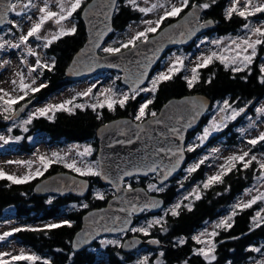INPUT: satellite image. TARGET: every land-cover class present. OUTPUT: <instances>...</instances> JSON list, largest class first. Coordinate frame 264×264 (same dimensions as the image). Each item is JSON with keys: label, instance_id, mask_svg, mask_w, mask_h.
<instances>
[{"label": "snow or ice", "instance_id": "snow-or-ice-1", "mask_svg": "<svg viewBox=\"0 0 264 264\" xmlns=\"http://www.w3.org/2000/svg\"><path fill=\"white\" fill-rule=\"evenodd\" d=\"M51 0H43V6H39L34 3V0H0V25L5 23L11 25L10 28L7 29L6 35L15 36V32H19V36L15 37V42L13 40L4 39L3 35H0V52L8 51V50H15V49H23V54L21 57V64L27 65V76L31 79L30 83L25 82V74L23 72H17L16 76L19 78L18 89L22 95H12L8 91L0 88V115H3L4 120H13L18 116L19 112H23L27 107V104L22 105L18 110L14 107L20 101L25 100L30 94H34L39 92L41 89L46 88V83H40L38 87H35L37 83V79L33 76V73H38L39 76H43V69H47L48 71H52L55 67V58H52V63L49 65L46 62H42L39 54L33 49L30 44V39L34 38L37 41L43 40V47L48 48L54 41L60 39L66 35H72L76 32V26L73 24L70 28H65L62 24L63 21L68 20L73 16V13L77 11L81 7L82 0H55V4L58 7V11H53L50 7ZM144 4L147 5L149 0H143ZM216 3V0H210V2H204L200 4L191 3L190 0H178V5L175 3H171V0H168L167 5L165 3H152L151 6L141 7L138 4V0H126V4L130 5L134 11H139L140 13L147 15L157 9H163L161 15L158 16L157 19H144L141 20V23L144 25L143 30L136 31L134 35H132L127 41L119 42V46H107L102 49L104 53L109 56H115L118 54H122V49L128 50H137L139 49L141 44L150 43L149 41V34L156 33L157 30L160 28L161 24L169 17H176L178 16L185 8L191 7L193 11L189 12L188 15L190 17H195L197 20L198 11L199 10H206L209 9L213 4ZM116 0H109V11L105 13V29L106 31H112L110 27L111 21V14L112 9L115 8ZM36 10L39 14L38 16L33 18L32 13L33 10ZM118 10V9H117ZM258 13H264V0H230V5L225 8V19H232L234 15L248 21L249 17L255 16ZM14 15L15 17H20L22 21H27L29 23V27L25 32L22 23L20 21L11 19L10 16ZM49 21L54 22L57 26L58 31L55 33H51V38L45 35L42 36L41 32L44 28L45 24ZM212 23V21H205L203 25L200 27H204L208 24ZM244 34L238 35L236 37H229L230 43L227 44L225 47L221 48L220 52L211 51L208 55H201L197 57V63L194 67L190 69L191 76H184L183 79L186 81L187 86L191 89L196 83L199 82V72L198 70L204 67L209 66L213 63L214 60H218L225 68H231L233 73L242 72L245 70L249 71L250 74V66L253 64L254 59L257 56V49L258 46H264V23L260 24L259 26H253L251 22H247L243 24ZM131 28V25H129ZM15 29V32L13 31ZM102 35V34H101ZM181 36L184 35L183 32L180 33ZM175 42V41H173ZM206 41H200L201 44L205 43ZM116 43V42H114ZM212 44L220 45L222 41L220 40H213L211 41ZM39 47V45H38ZM93 48H100V41L97 39L95 43L92 45ZM199 47V45H198ZM83 51V50H82ZM159 51V49H156ZM33 56L36 57L35 65H30L28 63L27 57ZM155 56V52L153 53ZM186 57L176 56L172 63L167 67L166 71L159 72L156 76L151 78L150 86L141 87L144 84L145 77L147 76V68L152 62V58H149V64L143 65V71L137 72L134 74V79L129 80V78L125 77V82L130 83L131 87L129 91L123 93H117L114 88H105L101 93L96 94L95 100L96 102L90 103L88 105L75 103L78 97H87L93 94V89L96 87L93 84L87 90L83 92H79L76 96H73L71 99L64 100L58 104H47L44 107L37 108L32 112H29L26 119L20 121V125L23 128L24 132H28L29 129L27 125L32 124L34 119L40 117H46L49 120H54L56 112H67L69 114H74L75 109H85L91 108L93 112H96L97 109H104L107 107L109 111H114L115 106L119 105V107L123 108L127 104V102L131 100H135L141 93H149L152 95V99H145L143 103L140 104L139 109L134 117L135 121L138 123L135 124V128L138 130L136 133L137 138H139V133L143 132L144 129V118L147 115L152 117L150 123L161 124L163 121L158 117L157 112L151 111L150 113L147 112L149 105L153 103L155 98V94L158 91L159 85L163 82L169 81L173 79L175 75L180 73L182 70H185L184 60ZM10 61L2 60L0 61V68H4L8 65ZM75 63V61H74ZM139 63V62H138ZM109 67H118L119 65L116 64H109ZM95 65L90 66L87 68V71H93ZM260 76L259 82L264 84V63L260 64ZM38 70H41L38 72ZM69 71H73V69H69ZM119 79V77H117ZM244 79H247L245 77ZM212 77H210L206 83H211ZM12 84L17 86V81L13 80ZM17 90L16 87L13 88V92ZM100 96H103V99H100ZM196 108V101L190 100L185 101ZM31 103V100L28 101ZM218 104V113L219 119L216 116L212 118L209 125L203 129L201 135L197 136L196 139L199 141L197 144L189 145L187 147V151L192 152L195 151L196 148L201 147L204 143L208 140L209 136L212 132L220 131L222 128L227 127V121L235 120L242 112L245 111L244 108L236 109L233 108L232 104L229 103L227 99L223 101L222 105ZM202 106V104H201ZM165 107H168L167 105ZM230 114L228 113V110ZM258 113H264V107L257 109ZM224 113V115H219ZM198 111L196 115H198ZM97 118H100V113H97ZM180 119H183L181 117ZM195 119V115L188 121L187 126L190 127L192 120ZM179 122V121H178ZM127 123V122H126ZM254 124H250L249 127H254ZM107 127V125L105 126ZM12 128L9 127L7 131L9 133L12 132ZM241 133L245 132V129H240ZM169 132L174 135H179L180 129L177 127L169 128ZM181 140H183L182 136H179ZM23 137L21 136H5L0 135V147L4 145H8L13 142H19ZM33 137L29 136L28 140L31 141ZM125 141H119V143H124ZM264 142V132H260L258 136L255 138L249 139L247 143L255 147L258 143ZM127 143H133V140L129 139ZM185 149L181 147H177L176 149L172 148H158L157 152H166L171 156H176L177 159L175 163L172 165L171 169L165 171L160 184L163 185V181L168 179V176L171 175V172L175 170V168L181 163L183 160V153ZM219 149H212V155L217 153ZM251 149L249 151H243L241 154H233L228 156L225 159V162L219 165V170L215 175L208 176L205 181L202 182L203 189H208L214 184L223 183V177L231 173L234 169H237V165H242V169L240 170H247L255 162L258 165V175L256 179L258 181L264 182V157L259 158L256 155H250ZM92 154L91 147H85L83 151H77L76 155L78 157H86ZM67 155H61L59 152H53L51 157H47L46 155H39L37 157L38 166L35 167L33 170V164L36 161L28 160V161H8L9 164L15 163L18 165H22L27 168V172L22 176L17 175H9L6 174L2 169H0V180H8L11 184H24L29 182L32 179H35L38 176H42L44 172L48 170V168L54 163H62L63 166L67 169H70L74 173H78L81 176H97L103 177L109 183L116 188L119 192L121 191L120 184L118 181H123L125 176H131L133 173L130 171H124L122 175H119L116 179H113L108 173H106L102 168V162L96 161L95 163H86L83 160L80 161L82 166H78V162L76 159H72L71 162H68ZM248 158V159H246ZM209 159V156H204L201 158L197 163L189 166L187 168V172L189 174L196 172L201 165L205 163L206 160ZM147 170L149 172H156L158 165L156 163H152L151 165H146ZM147 174V173H145ZM264 186V185H262ZM81 187H84L82 184ZM166 186H158L157 184H149V190L163 192ZM183 187V184H181ZM124 191L132 192L134 191L129 184ZM253 192V188L245 189V195H250L251 198L248 199L246 202H237L232 206V211L226 217L220 219L218 222L212 225V231H208L205 229L201 231L198 235H194L191 237L193 241L196 242L198 245H203L199 248H194L192 250L193 255H199L204 258L207 264H212L213 261L216 260L215 251L217 248V243L215 242V237L219 235L218 230H230L234 225V217L238 214L237 209L243 211L244 209L252 208L253 205H256L258 202H264V192H258L257 195H251ZM82 194V193H81ZM194 195L195 200H199L202 198L200 195V185H197L196 188L192 190L188 196L184 197V200H189L191 196ZM219 195V193H218ZM96 199L103 200L105 198L103 193L97 192L95 194ZM51 199L48 203H51ZM159 201L153 200L151 204H145L144 208L148 207H158ZM186 207L188 211L192 210L191 204H183V202H178L173 205L170 209L165 211L164 216L152 219L147 221L146 226L140 227H131L129 228L130 220L125 219L122 223H120L121 218L115 217L111 224L105 222L104 224H100L99 221H94L97 225L95 234H98L100 231L104 232H119L125 233L126 231H131L133 233H143L145 236L150 235V229L154 226L159 225L163 232H167V221L165 216L170 214L173 217L179 216L180 212L179 209L181 207ZM76 207V205H73ZM80 207L87 208L88 204L84 203L80 205ZM144 208L140 209L141 211ZM120 211H125L124 208H121ZM137 211V207L135 204L132 205L131 212ZM131 212L129 215H131ZM264 208H260L255 214L251 217V230L260 227L264 224ZM101 220L104 218L101 217ZM62 225H67L68 227H72V222L69 220H64L61 223H51L46 224L43 229L41 228H13L11 231L4 232L0 235V241L6 240L8 237L12 236L13 233L28 230V231H44L45 229H55L59 228ZM79 235V234H78ZM202 237H208L207 239H202ZM94 234L92 232L84 233V238L81 240L73 243V248H79L81 244L87 243L89 239H93ZM232 239H239V237H232ZM102 246H116V247H124L120 240L118 239H106L100 241ZM151 243L159 244L158 240H152ZM177 243L179 245H183L186 243V240L181 237L178 238ZM223 243V241H221ZM135 242L131 245L127 246H134ZM254 252L261 253V248H253L251 249ZM57 251H62L58 249ZM264 256V253H261ZM163 252L160 253V256H163ZM10 256L12 262L16 261H29L31 264H36L37 261H41V257L35 254H25L24 250L21 249L18 255H12L11 253L7 252H0V264H10L9 260L4 259V257ZM42 264H51V262L47 259L42 261ZM137 264H148V257L145 256L142 259L137 261ZM157 264H162V261H157ZM183 264H188V261L185 260ZM254 264H264V258L254 261Z\"/></svg>", "mask_w": 264, "mask_h": 264}, {"label": "trees", "instance_id": "trees-1", "mask_svg": "<svg viewBox=\"0 0 264 264\" xmlns=\"http://www.w3.org/2000/svg\"><path fill=\"white\" fill-rule=\"evenodd\" d=\"M88 1L89 0H86L84 4L73 13V19L76 21L75 26L77 29L75 34L63 36L46 48L47 55L55 58L54 69L52 71H48L47 69L43 70V79L47 87L41 89L39 92L30 94L25 100L18 103L19 106L20 103L28 100H34V104L46 101L54 93L71 84L67 80L66 70L73 56L83 47L87 39L86 27L81 18V10ZM229 1L230 0H216L215 4L209 9H206L205 18H213L216 22V27L210 33L219 34L221 36L240 34L243 29V24L249 21L236 15L230 20L225 19L224 12L225 8L229 6ZM204 2H210V0H190V4H200ZM119 7L120 9L117 11L114 18L115 33L124 31L131 23L141 20L142 16H144V14L139 11H134L124 0H122V4ZM189 8L190 7L185 8L176 17L167 18L160 27L162 28L178 19L180 16L184 15ZM255 17L263 16L257 15ZM153 34L155 33H150L149 35L151 36ZM186 59L185 70L175 75L173 79L159 85L153 103L149 105L147 112H159L162 106L170 99L193 95L197 92V94H205L216 103H220V100L226 95H231L230 97L234 101L233 105L235 108L240 109L243 107L246 108V111L251 109V107L248 106V101H250V99L253 98L254 101L264 96V84L259 82V69H257L259 72L257 74V79L253 82L254 75L251 78L246 75L247 79H244L242 75L234 74L231 68L227 70L218 60H214L209 66L199 69V82L189 89L186 81L183 79L184 76H189L190 72V70L187 69L189 58ZM160 67L161 66H159L158 69ZM210 77H212L211 83H206ZM146 95V93H142L135 100L130 99L123 108L116 105L114 111H109L107 107H105L104 109H97L96 112H93L91 108L86 107L83 110L75 109L74 114L62 111L56 112L54 120L40 117L34 119L32 124L27 125L29 129L28 132H24L19 123L13 128L12 136H21L23 139L19 142H13L16 148L15 151L31 153L37 145V136L39 135L46 137V142L49 144H63L66 142L94 143L95 149L93 151V157H96L98 150V129L102 125L119 117H135L140 103L146 99ZM83 101L84 97L79 98L75 103L79 102V104H83ZM85 103L84 105L90 104V102ZM97 113H100L99 119L97 118ZM228 123L226 127V144L235 146L241 139V133L236 129V126H240L243 121H240V119L238 122L230 120ZM7 126L8 120H4L3 115H0V131L6 129ZM29 136L33 137L31 141L28 140ZM219 139L220 133L210 139L209 146L216 143ZM261 149H264L263 142L258 143L253 150H251V153L257 154ZM240 169H242V165L238 164L237 169H234L231 173L224 176L223 186L225 198H227L225 203H228V192L232 193V197H234V195H241L245 192V189H248V187L258 181L256 179V176L259 174L257 171L258 165L255 162H253V165L247 170ZM58 172H69L79 175L65 168L62 163H54L42 176L24 184H11L8 180H0V215L5 211L13 210L17 220L24 223H43L56 218H65L72 222V227L62 225L59 228L45 229L44 231L24 230L16 232L15 236L18 240L42 258L41 261H37L36 264H42L44 259L49 260L51 264H95L98 260V255L100 253L102 254V252L108 257L110 264H137V259H139L137 255L140 253H126L122 247L108 246L103 247L101 251L96 250L93 252L88 250L75 252L73 250L72 239L82 224L83 215L89 209L106 205L113 197V193H106L103 200L96 199L95 194H93V183L94 186H105L97 176H82L91 180L93 187L86 198L74 196H37L35 193V185L37 182ZM181 175L182 181L178 183V185L181 186V184H183L181 188H184L187 179H185L184 173ZM148 181H153L160 186L156 182L155 177H151V179L147 181L146 179H134L131 181L130 185H143L148 189ZM159 196H163V194ZM164 196L167 203H173L176 196L175 188L170 189V192ZM50 199L52 202L48 203ZM86 202L88 204L87 208L80 207V205ZM73 205H76V207H73ZM260 208H264V202H258L256 205H253L252 208L244 209L243 211L237 209L238 214L234 217L235 222L233 227L227 231L222 230L221 236L219 235L217 238L220 242L223 241V243H220L216 260L213 261L212 264H254L259 253L251 249L264 243V224L250 231L251 217ZM197 209L198 210L193 213H183L179 217L168 216L166 218L167 232H163L159 225L151 229V231H153L152 236L156 238L159 237L160 243H162L163 246L154 249V255H145L147 257L149 256L148 264H157L158 260L162 261V264L183 263L185 260L188 261V264H207L203 258L199 260L193 255L192 250L198 248V245L191 237L196 234L197 230L202 229L205 220L207 218L210 219L212 216L208 214V212H210V206L207 207L205 204H202L201 206L199 205ZM262 215H264V213H262ZM43 228L44 227H41V229ZM181 237L186 238V243L183 245L177 243L178 238ZM232 237H239V239H232ZM58 249L62 251H57ZM161 252H163V256H160ZM145 256L141 257L143 258ZM135 257H137V259Z\"/></svg>", "mask_w": 264, "mask_h": 264}, {"label": "water", "instance_id": "water-1", "mask_svg": "<svg viewBox=\"0 0 264 264\" xmlns=\"http://www.w3.org/2000/svg\"><path fill=\"white\" fill-rule=\"evenodd\" d=\"M119 1L121 0H116L115 8L112 9L110 21L112 31H106L105 29V13L109 11V0H90L82 9L81 18L86 27L87 39L83 47L73 56L66 70V77L69 82H78L101 73L117 72L121 75L120 82L130 89L131 84L125 82V77L127 76L129 80L134 79V74L143 71L142 66L148 65L149 58H152V62L147 68V76L145 77L144 84L141 85V87H146L165 55L176 48L191 47L199 37L207 34L216 27V22L213 18L204 19L206 10L198 11V20L195 17H190L188 13L193 11L190 7L184 15L165 25L157 33L149 36L150 43L141 44L137 50L124 49L122 50V54L115 56L103 55L101 54L102 47L115 32L114 18ZM205 21H212V23L200 27ZM6 25L7 23L0 25V31ZM181 32L184 33L183 36L180 35ZM97 39L100 41V48H93L92 45ZM156 49H159V51H156ZM154 52L155 56H153ZM109 64L119 66L109 67ZM93 65H95L94 70L87 71V68ZM70 68L73 71H69ZM190 100L196 101V108H193L191 104L185 102ZM212 103L213 101L204 94L186 95L181 98L170 99L157 112L158 117L163 123H150L152 117L146 118L144 120L145 130L139 133V138L136 136L138 130L135 128V124L138 122L135 121L133 116L113 119L98 129L97 157L102 162L103 170L113 179L122 175L124 171H130L133 174L131 176H125L123 181H118L121 187V191L119 192L111 183L103 177H99L104 186L113 189L114 196L103 207L90 209L83 215L82 225L72 239V248L73 243L84 238V233L86 232H92L94 238L89 239L87 243L81 244L79 248H73L75 252H80L91 247L102 237L120 236L131 232L113 233L100 231L98 234H95L94 230L97 225L94 221H99L100 224H104L105 222L111 224V221L115 217H120V223L125 219H129V228H131L135 226L136 218L140 217L145 211L158 214L164 209V199L150 192L145 186L131 185L134 190L132 192L124 191V189L129 185V181L133 179L143 180L149 177H155L156 182L160 186H165L179 177L183 173L188 161V136L202 125L204 117L212 106ZM26 104L27 107L25 110L19 112L16 118H22L33 105V102ZM166 105L168 107H165ZM197 111L199 113L198 115H196ZM193 115H195V119L192 120L191 126L188 127L187 123ZM181 117L183 119H180ZM106 125L107 127H105ZM171 127L179 128V135L170 133L169 128ZM179 136H182L183 140ZM129 139L133 140V143H127ZM119 141L125 142L119 143ZM181 146L185 149L183 160L171 172L168 179L163 181V185H161L160 181L165 171L171 169L177 157L171 156L166 152L158 153L157 149L161 147L176 149ZM152 163L158 165L156 172H149L147 170L146 165H151ZM82 184L84 187H81ZM92 188V182L88 178L69 172H58L38 181L35 185V193L40 197L74 196L84 198L90 194ZM153 200L159 201L158 207L144 208L145 204L150 205ZM133 204L137 207V211L135 212H131ZM121 208H124L125 211H120ZM142 208H144L143 211L140 210ZM130 212L131 215H129ZM101 217L104 219L101 220ZM152 240L156 239L144 241L140 237H129L123 242L125 246L122 249L126 253H133L145 243L156 247L161 246L160 241L159 244H155L151 243ZM133 242H135L134 246H127Z\"/></svg>", "mask_w": 264, "mask_h": 264}, {"label": "rangeland", "instance_id": "rangeland-1", "mask_svg": "<svg viewBox=\"0 0 264 264\" xmlns=\"http://www.w3.org/2000/svg\"><path fill=\"white\" fill-rule=\"evenodd\" d=\"M85 1L86 0H82L81 6L84 4ZM124 1L126 2V0H124ZM88 2H86V4ZM34 3H36L39 6H43V0H34ZM119 3H120V1H119ZM152 3H165L167 5L168 0H149L147 5L144 4L143 0H138V4L141 7L151 6ZM171 3H175L178 5V0H171ZM229 5H230V1H229ZM84 6H83V8H84ZM50 7L53 11H58V7L55 4V0H51ZM119 9H120V7H118V10ZM118 10H116V13ZM162 12H163V9H157L156 11H153L147 15L142 16L141 20H144V19L155 20L158 18L159 15L162 14ZM30 14L33 15V18L35 19V17L38 16L39 13L34 9L32 11V13H30ZM257 15H262L263 17H255ZM255 16L249 17L248 22H251V24L253 26H259L260 24L264 23V13H258ZM10 18L17 20V21H20L22 23V27H23L24 31L25 32L27 31V29L29 27V23L27 21H22L20 17H15L14 15H11ZM141 20L131 23L130 24L131 28H129V26H128V28H126L124 31H118V32L114 33L113 36L109 39V41L102 47V49L104 47H107L110 45L111 46H119V42H125L132 35H134V33L136 31L143 30L144 25L141 23ZM75 23H76V21L73 19V16L71 18H69L68 20H65L62 22V24L65 28H70ZM6 26H5L6 27L5 31H4L5 27L3 28V30L0 31V35H3L4 39L13 40L15 42V37L19 36L20 33L15 32V29H14L13 31L15 32V36L6 35L5 33L7 32V29L10 28L11 25L7 24ZM159 29L157 31H159ZM56 31H58L57 26L54 24V22L49 21L45 24L44 28L42 29L41 35L42 36L47 35V36H49V38H51L50 34L55 33ZM244 31L245 30L242 29L240 34L226 35V36H221L219 34L210 33L211 31H209L207 34H205V35H203L197 39V42L191 46V48L193 46H195L193 49H189V50H185V49L177 50V49H175V51H173L167 57V59L165 61H162L163 63H161V67L156 70L154 76H156L159 72L166 71L167 67L172 63V61L175 59L176 56H181V57L186 56V58H189L187 69L190 70L192 67H194L196 65L197 57L201 56L202 54L208 55V54H210L211 51H217L219 53L221 48L225 47L227 44L230 43L229 37L234 38L238 35H243ZM202 40H204L206 42L201 44L200 41H202ZM213 40H220V41H222V43L220 45L212 44L211 41H213ZM114 42H116V43H114ZM43 43H44L43 40L37 41L34 38L30 39V44L33 47V49L39 54L41 61L46 62L50 65L52 63V57L47 55V51H46V48L43 47ZM38 45H39V47H38ZM198 45H199V47H198ZM102 49H101V54L105 55L106 53H104L102 51ZM22 54H23V49H15V50L10 49L8 51L0 52V61H2V60L10 61V63L8 65H6L4 68H0V88L8 91L12 95H22L23 94V93H20L19 89H18L19 78L16 76L17 72H23L25 74V82L26 83L31 82V79L27 76L28 66L21 64V62H20ZM27 60H28V63L30 65H35L36 57L28 56ZM186 60L187 59L184 60V64H185ZM262 63H264V58H260V60L258 61L259 66ZM39 71H41V70H38V72ZM33 76H35L37 79V83H36V85H34L35 87H38L40 83H45L43 76H39L38 73H33ZM190 76H191V72H189V77ZM117 77H119V79H117ZM120 79H121L120 73L107 72V73H101V74L92 76L88 79H84V80H81L78 82H70L71 84H69L68 86L59 90L58 92L54 93L46 101L35 103V106L34 107L31 106L30 109L27 111V113L32 112L37 108L44 107L47 104H58V103L63 102L64 100L71 99L73 96H76L77 93L87 90L93 84L96 85V87L93 89V94L90 96L84 97L83 104H86L85 102H90V103L96 102V100H95L96 94L101 93L103 91V89H105V88H109V87L114 88L118 94L129 91V89L127 87H125L120 82ZM13 80L17 81V86H14L12 84ZM150 80H151V78H150ZM150 80H149L147 86H150ZM14 87L17 88V90L15 92H13ZM0 94H2V93H0ZM146 94H147L146 99H152L151 94H149V93H146ZM79 98H82V97H78L77 100ZM100 99L102 100L103 96H100ZM144 101H142L141 103H143ZM26 103H28V102H26ZM26 103H24V104H26ZM17 105L14 106L16 109H17ZM261 107H264V101L259 108H261ZM259 108H256L255 114H250V115L246 111V108H244L245 111L242 112L243 114H240L236 118V120H232V121L238 122L239 119H241L243 116H246L243 123L240 126H236V129L239 130L240 133H241L240 129H245V132L243 134L241 133V139L239 140V143L237 145L229 146V145L222 144L221 142H216L213 145L208 146L209 148H207L206 153H203L199 157V159L203 158L204 156L210 157V153H212V149H214V148L219 149L217 154L215 153L214 155L217 156V158H219L218 164L221 165L225 162V159L228 156H231L233 154H241L243 151H249V149L253 150L254 147L252 145H249L247 143V141L249 139H252V138H255L256 136H258L260 132H264V113H258L257 109H259ZM236 109H238V108H236ZM27 113L24 115L25 117L23 116V119L27 118V115H28ZM228 113L230 114V112H228ZM146 117L148 118V117H150V115H147ZM216 117H217V119H219L218 115ZM23 119L14 118L13 120H8V126L6 127V129L0 131V135L12 136V132L9 133L7 131V129L9 127H11L13 129ZM227 122H229V121H227ZM250 124H254L255 126L249 127ZM205 127H207V126H204L203 128H205ZM202 132H200L198 135L195 136L193 143H191V144L188 143V144L193 145V144L199 143V141L196 139V137L201 135ZM215 133H216V131L212 132V134L209 136L208 140L204 143L203 146L208 145V143L210 142V139L215 135ZM37 141H38L37 145L31 153L22 152V151H15L16 148L13 145V143H10L8 145H4L3 147H0V169H2L6 174H9V175L14 174L17 176H22L27 172V168L22 166V165L15 164V163L9 164L8 161H28V160L36 161V163L33 164V170H34L35 167L38 166L37 157L39 155H46L47 157H51V154L53 152H59L61 155L68 154L67 155L68 162H71L72 159H76L78 162V166H82L80 164L81 160H83L86 163H95L96 161H98L97 156L93 157V151L95 149L94 143H90V142H86V143L66 142L63 144H58V143L49 144L48 142H46L47 141L46 137H44V136L42 137L39 135L37 136ZM0 143H2V142H0ZM189 145H187V147ZM85 147H91L92 148V154L90 156H86L83 158L78 157L76 155V152L77 151H83ZM253 154L256 155L258 157V159L262 158V157H264V149H261L259 152H257V154L250 152V155H253ZM246 159H248V158H246ZM38 177H40V176H38ZM149 179H151V177L147 178L146 181ZM181 181H182V179L179 181V183ZM130 183H131V181H129V184ZM149 184H156V183L153 181H148L147 186ZM262 185H264V182L256 181V183H254L253 185L248 187V188H253V192L251 193V195H257L258 192H264V186H262ZM93 187H94L93 194H96L97 192L103 193L104 195L108 192L114 193V191L111 187H107V186L99 187L97 185H95ZM84 198H86V197H84ZM250 198H251V196L245 195V192H244L243 196H240V198L238 200H239V202H246ZM183 199H184V195L181 198H177V200L172 204L175 205L178 200L183 201ZM164 209H165V207H164ZM147 212H149V211H147ZM163 213H165V211ZM150 214L153 217L154 215L156 216L159 213L158 214L150 213ZM162 215L163 214H161L155 218L161 217ZM15 217H16V214L13 212V210L5 211L2 215H0V235H2L4 232L11 231L13 228H21L23 226H24L23 229H27L25 226H30L32 228H35V227L41 228V227H44L46 224H51V223L59 224L62 221L66 220L65 218H56V219L47 221V222H45V224L43 226L38 227L42 222L41 223H30V224H25L24 222L19 223V221L16 220ZM155 218L150 217L149 219L152 220ZM209 226H212V224H210ZM15 235H16V233H13V235L8 237L6 240L0 241V252H7V253H11L12 255H18L20 253L21 249H23L25 254H29V255L35 254L38 256V254L36 252H34L32 249H30L29 247H27L25 245H22ZM117 236H119V235H117ZM106 237H109V236H106ZM102 238H105V237H102ZM108 239L121 240V238H119V237L108 238ZM257 247L261 248V253H264V243L260 246H257ZM153 251L149 252L147 255H149V256L151 254L154 255ZM261 253H259L257 260L264 258V256H262ZM138 256H139V259H142L141 256H145V254L143 255L142 253H140L137 255V257ZM137 257H135V258L137 259ZM4 259L9 260L10 264H31V262H29V261L12 262L10 256H6V257H4ZM139 259H137V261ZM95 264H110V263H109L108 257L105 254L100 253L98 255V260Z\"/></svg>", "mask_w": 264, "mask_h": 264}, {"label": "flooded vegetation", "instance_id": "flooded-vegetation-1", "mask_svg": "<svg viewBox=\"0 0 264 264\" xmlns=\"http://www.w3.org/2000/svg\"><path fill=\"white\" fill-rule=\"evenodd\" d=\"M122 2L119 3L118 6H121ZM7 27V26H6ZM6 27L4 28V31L6 29ZM222 36H226V35H222ZM197 42V41H196ZM195 46H193L192 48L190 47V49H193ZM177 50L179 49H185V50H189V49H186L185 47H180V48H176ZM175 51L174 50H171L167 55H165L163 61H165L167 59V57L173 52ZM260 58H264V46H258V49H257V56L256 58L254 59V62L253 64L250 66V74H249V71L248 70H245V71H242V72H238V73H234V74H240L242 75L244 78L247 77L246 75H248L250 78L254 75L253 77V82L256 81L257 79V74L259 73L257 69H259V64H258V61L260 60ZM163 63V62H162ZM227 70H229L228 68H226ZM260 71V69H259ZM198 93V92H197ZM196 93V94H197ZM205 95V94H204ZM231 95H226L225 97H223L221 100H220V103L219 105H222L223 104V101L225 99H227L229 101L230 104H232L233 108H235V106L233 105L234 101L231 99L230 97ZM208 97V96H207ZM211 99V98H210ZM212 100V99H211ZM23 101V100H22ZM29 101V100H28ZM28 101H25L23 103H20V106L18 105L17 106V110L26 102ZM213 101V100H212ZM264 101V96L263 97H260L259 99L257 100H254L253 101V98L250 99V101H248V106L251 107V109H249V111H247L250 114H255L256 113V108H259L262 103ZM21 102V101H20ZM31 102H35L34 100H31ZM243 108V107H242ZM228 112H230V109L228 110ZM217 113H218V105L215 101H213L212 103V106L210 107V109L208 110L207 114L205 115L204 117V120H203V123L202 125L194 132L190 133L189 137H188V143L191 144L193 143L194 141V138L196 135H198L200 132L203 131V127L204 126H208L210 121L212 120V118L214 116H217ZM246 114V113H245ZM219 115H224V113H221ZM147 117L144 118V120L146 119ZM246 118V116H243L240 121H244ZM23 119V118H21ZM236 120V119H235ZM228 123V122H227ZM220 133V139L217 141V142H221L222 144H226V140H227V133H226V127L222 128L220 131H216L215 136L219 135ZM212 137V138H213ZM211 138V139H212ZM210 143V142H209ZM209 143L207 146H201V147H198L196 148L195 151H192V152H189L187 151V154H188V161H187V165H186V168L184 170V177L186 180V185L184 186V188H181L180 185H178L179 181L181 180V177L182 175L180 176V178L178 177L176 180H174L173 182L165 185V190L163 192H158V191H153V190H149L150 192L154 193V194H157V195H160V194H163V196H161L164 201H165V209H163L161 211V213H159L158 215H154L152 217V215L145 211L140 217H137L136 218V223H135V226L134 227H140V226H146V223L147 221H149L150 217L151 218H155L161 214H163L162 216H164L165 213H163L164 211L168 210L172 205V203H167V200L165 198L164 195L168 194L170 192V189L172 188H175V192H176V196H175V199L173 201V203L177 200V198H181L183 195L184 197L185 196H188L190 193H192V190L194 188L197 187V185H200V195L202 196L201 199L199 200H195L194 198V195L191 196L189 198V200H184L183 199V204H191L192 205V210L191 211H188V209L186 207H181V209H179V216H181V214H190V213H193L195 211H197L198 209V206L202 205V204H205L207 207L210 206V212H208V214H211V218L210 219H206L205 220V223L203 225V231L205 229H207L208 231H212V226H209L210 224H214L216 222H218L220 219L226 217L227 215H229V213L232 211V206L234 204H236L238 202V196H235L232 197L231 196V192H228V200L227 202L228 203H225L226 202V199L225 198V192H224V186H223V183H217V184H214L213 186H211L210 188L208 189H203L202 187V182L206 180V178L208 176H211V175H215L218 170H219V164H218V161H219V158H217V156L215 155H212L210 153V157L208 160L205 161V163L203 165L200 166V168L196 171V172H193L191 174H189L186 170L189 166L197 163L200 159L199 157L203 154V153H206V150L207 148H209ZM188 144V145H189ZM217 154V153H216ZM98 160V159H97ZM224 179V177H223ZM93 186H94V183H93ZM139 186V185H137ZM219 193V195H218ZM113 196H114V193H113ZM178 202H181V200H178ZM172 204V205H171ZM103 207V206H102ZM100 208V207H98ZM90 210V209H89ZM170 216V214H168L167 216H165V219ZM178 216V217H179ZM173 217V216H172ZM16 218V217H15ZM17 219V218H16ZM19 223H23L22 221H19ZM25 224H30L29 222H26ZM82 225V224H81ZM26 228H30V226H25ZM81 227V226H80ZM22 229L24 228L21 227ZM80 229V228H79ZM200 229V228H199ZM150 231V235L148 236H145L143 233H133V232H130L129 234H124V235H120V236H109V237H105V238H101V239H98L91 247L87 248V249H84L80 252H83V251H101L103 249V246L101 245L100 241L101 240H105V239H108V238H116V237H119L121 238V244H123V242L129 238V237H140L142 238L144 241H148L150 239H156L158 241H160V238L159 237H155V236H152L153 235V231H151V229L149 230ZM219 231V235L221 236V233H222V230H218ZM218 235V236H219ZM215 237V242L217 243V248H216V251H215V255H217V251L220 247V241L217 239L218 238ZM208 237H202V239H207ZM186 240V238H184ZM20 242V241H19ZM21 243V242H20ZM22 244V243H21ZM23 245V244H22ZM198 245V244H197ZM100 246V247H99ZM108 246H112V245H108ZM108 246H104V247H108ZM163 245L161 243V246L159 247H156V246H151V245H148V244H144L142 245L138 250H136L134 253L135 254H138V253H142L143 255H147L149 252H152L154 249L156 248H161ZM203 245H198V248L199 247H202ZM154 248V249H153ZM153 249V250H152ZM97 251V252H98ZM103 251H106V250H103ZM102 254H104L102 252ZM197 259L199 260H202V256H199V255H194ZM204 259V258H203ZM177 264H183V263H177Z\"/></svg>", "mask_w": 264, "mask_h": 264}]
</instances>
